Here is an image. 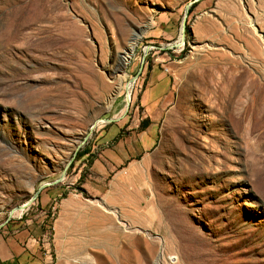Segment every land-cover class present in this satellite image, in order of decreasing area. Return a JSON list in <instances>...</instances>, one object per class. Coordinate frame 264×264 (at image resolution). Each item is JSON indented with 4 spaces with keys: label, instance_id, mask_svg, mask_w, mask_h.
<instances>
[{
    "label": "rangeland",
    "instance_id": "1",
    "mask_svg": "<svg viewBox=\"0 0 264 264\" xmlns=\"http://www.w3.org/2000/svg\"><path fill=\"white\" fill-rule=\"evenodd\" d=\"M143 56L174 62L156 142L86 195L99 132L142 112ZM44 184L79 207L39 216L41 264H264V0H0V225L36 221V198L11 212Z\"/></svg>",
    "mask_w": 264,
    "mask_h": 264
},
{
    "label": "crops",
    "instance_id": "2",
    "mask_svg": "<svg viewBox=\"0 0 264 264\" xmlns=\"http://www.w3.org/2000/svg\"><path fill=\"white\" fill-rule=\"evenodd\" d=\"M156 23L152 30L156 28L161 34L153 38H160L165 21L159 17ZM173 68L174 62L158 59L141 69L139 75L142 85L138 92V107L142 112L133 113L129 124H113L114 130L109 137L106 131L108 127L99 132L93 150L90 151H94L95 156L89 162L86 179L82 181V193L94 198L102 196L113 176L132 166L137 158L141 159L151 151L158 136L159 112L170 102L173 94ZM102 132H105V135ZM63 190L55 187L39 195L36 201L41 211L35 217L48 215L55 204L61 208L62 217L69 210H74L71 208L79 207L77 202L60 198L64 195ZM46 222L43 217L33 222L21 217L13 221L5 220L0 225V264H41Z\"/></svg>",
    "mask_w": 264,
    "mask_h": 264
},
{
    "label": "bare ground",
    "instance_id": "3",
    "mask_svg": "<svg viewBox=\"0 0 264 264\" xmlns=\"http://www.w3.org/2000/svg\"><path fill=\"white\" fill-rule=\"evenodd\" d=\"M139 40H140V38L138 35H133L132 38L126 43L124 48L120 49L122 51L118 54V65L121 67V69L128 65L131 57L133 56L134 47L138 43ZM182 44H183V36L181 35L180 39H179V43L177 45L181 46ZM132 85L133 84L131 82L128 84L127 94H126L125 99H124V108L126 107L125 104L126 103L129 104V102L131 100L130 90H131ZM119 89H120V86L117 87V90L115 92L116 95L119 93ZM123 112H125L124 109L121 111L119 116H117L116 118L122 116ZM101 123H105V121L104 120H96L94 122L93 126L101 124ZM24 210H25L24 206L18 207L16 210H13L11 212V217L19 216Z\"/></svg>",
    "mask_w": 264,
    "mask_h": 264
},
{
    "label": "water",
    "instance_id": "4",
    "mask_svg": "<svg viewBox=\"0 0 264 264\" xmlns=\"http://www.w3.org/2000/svg\"><path fill=\"white\" fill-rule=\"evenodd\" d=\"M186 11H187V7H185V13H186ZM184 13V16L186 15ZM183 19H182V21H181V24H180V33H181V35L183 36ZM172 48H175V46L173 45V43L172 44H170V45H167L166 47H164V48H158L159 50H170V49H172ZM146 51V50H145ZM145 51H143V52H145ZM143 60H144V56L142 57V59H141V63H140V65H139V67H138V69H137V72H136V74H135V76L134 77H132L130 80H129V82H131L132 84L135 82V80H137V78H138V76H139V74H140V72H141V69H142V66H143ZM125 109H127L128 108V103H126L125 104ZM114 121H117V120H115V119H109V120H105V122L107 123V124H110V123H112V122H114ZM91 128H93V127H91ZM62 177H63V173H61V175L59 176V178L58 179H56L55 181H53L52 182V184H57L61 179H62ZM46 187V186H48V184H44L43 186H41V187H39L36 191H35V193L32 195V197L26 202V203H24L23 205H21V206H24V208L26 209L32 202H33V200L36 198V195H37V193H38V191L42 188V187ZM9 220V217L6 219V221H8Z\"/></svg>",
    "mask_w": 264,
    "mask_h": 264
},
{
    "label": "built area",
    "instance_id": "5",
    "mask_svg": "<svg viewBox=\"0 0 264 264\" xmlns=\"http://www.w3.org/2000/svg\"><path fill=\"white\" fill-rule=\"evenodd\" d=\"M28 208H29V206L24 210V211H27L28 210ZM23 211V212H24ZM175 257L174 256H168V257H166V261H167V264H174L175 263Z\"/></svg>",
    "mask_w": 264,
    "mask_h": 264
}]
</instances>
